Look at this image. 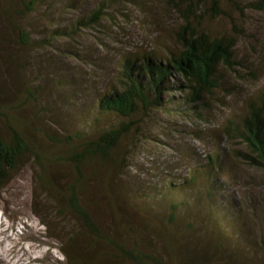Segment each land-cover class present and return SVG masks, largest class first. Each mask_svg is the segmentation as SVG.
Segmentation results:
<instances>
[{"label": "rangeland", "instance_id": "rangeland-1", "mask_svg": "<svg viewBox=\"0 0 264 264\" xmlns=\"http://www.w3.org/2000/svg\"><path fill=\"white\" fill-rule=\"evenodd\" d=\"M106 1L109 0H43L24 20L18 16L20 6L16 1L3 2L10 8L8 14L0 11V90L4 88L0 91V106L4 100L22 97L24 68L29 67V75L41 92L36 105L28 102L15 115L30 123V137L43 155L49 148L39 129L54 139L73 132L67 121L65 96L105 89L116 82L124 55L153 49L164 55L166 48H175L176 30L184 22L166 0H142L127 4L128 8H122L121 2L109 3L102 30L80 28L77 39L55 38L54 46L42 44L27 51L16 43L20 39L17 28L31 36L32 42L49 40L53 29L88 16ZM254 1L257 0H224V13L216 19L208 17L205 22L212 36L234 38L237 44L234 70L221 71L222 87L210 97V106L202 117L189 118L180 109L177 113L168 108L155 110L145 122L148 138L143 137L135 150L127 151L128 164L123 166L129 169L125 173L120 171L121 161L113 171L111 166L100 167L97 163L83 168L86 190L81 197L108 239L97 240L83 220L64 210L65 196L54 194L45 184L46 170L48 178L64 194L77 180L74 168L64 163H43L42 170L34 158L26 156L0 187V264H133L115 258L109 242L118 240L132 247L130 229L137 233L134 240H140L142 249L157 254L167 264H264V249L260 247H264V171L248 164L243 156L248 153L244 143L222 135L230 120L247 112L249 102L258 101L264 89V9H256L251 5ZM68 76L71 82L64 80L60 88L58 83ZM6 77L9 83L2 86ZM171 94L183 95L180 91ZM9 132L0 117V133ZM222 153L229 167L219 194L223 200L237 203L249 237L253 235L252 240L260 245L254 254L244 256L242 250L237 253L236 244L230 241L235 238L222 236L209 219L210 208L198 205L196 193L171 219L168 209L140 207L132 200L131 189L119 184L125 174L136 181L139 176L143 187L146 183H163L169 174L185 176L207 163L210 155L215 158V154ZM168 240H177L174 244L179 246V256L173 254ZM219 253L223 256H217Z\"/></svg>", "mask_w": 264, "mask_h": 264}, {"label": "trees", "instance_id": "trees-1", "mask_svg": "<svg viewBox=\"0 0 264 264\" xmlns=\"http://www.w3.org/2000/svg\"><path fill=\"white\" fill-rule=\"evenodd\" d=\"M4 1L6 0H0V11L8 14L10 5L4 6ZM13 1L20 6L18 16L24 20L35 13L43 0ZM112 1L101 2L100 7L92 9L88 16L76 19L69 26L53 29L49 40L32 42L31 36L17 28L20 39L16 43L27 51L42 44L44 47L54 46L55 38L78 37L77 30L80 28L89 30L101 27L102 30L104 19L108 18L105 6L109 3L118 5V2H121L122 8H128L127 4L142 3V0ZM223 1L166 0L184 22L183 26L176 30L175 48H166L164 55L155 49L141 54L124 55L116 82H112L105 89H91L65 96L63 100L67 104V121L72 125L73 132L63 138L54 139L44 129H39L38 132L42 133L45 140L43 143H47L45 146L49 148L44 155L37 149L39 145L36 141L30 137V123L15 115L20 107L28 102H31L32 106L36 105L41 92V87L34 85L35 81L29 75L30 68H24L26 80L22 83L24 87L22 97L4 100V104L0 106V117L4 118L10 131L9 134L0 133V187L9 180L26 156L34 158L42 170L45 166L43 163H46V166L48 163L72 166L78 177L64 190V194H61L48 178L46 170L45 184L52 188L54 194L65 196L64 210L75 213L83 220L97 240L108 239L94 221L85 200L81 197L86 190V177L82 170L88 163H97L100 167L109 165L112 171L118 169L120 161L122 166L128 164L127 151L135 150L143 137L148 138L145 133V122L155 110L168 108L177 113L180 109L181 113L189 118L202 117V113L210 106V97L222 87L221 71L234 70L236 64L234 48L237 41L227 36H212L205 28L208 17L216 19L224 13ZM234 5L238 6L237 3ZM251 5L256 9H264V0L254 1ZM69 76L58 83L60 88L61 85L64 86V80L71 82L72 78ZM6 83H9L7 77L4 78L2 86ZM0 91L3 92L4 88L2 87ZM174 91H180L183 95L171 94ZM222 135L230 141L239 139L244 143L248 153H243V156L248 164L264 171V89L258 101L249 102L247 112L230 120ZM227 160L223 153L215 154V158L210 155L207 163L191 169L185 176L169 174L167 181L146 183L148 186L143 184L145 185L143 187L140 185L139 176L136 181L132 179L134 176L125 174L127 176L122 178L119 184L123 188L127 186L131 189V198L139 203L140 207L148 205L149 210L168 209L171 219L177 217L181 209L187 206L190 201L187 198L196 193L198 205L210 208L209 219L215 222L222 236L235 238L230 241L231 244L232 242L236 244L235 248L239 250L237 253L241 254L243 251L244 256L254 254L260 245L256 240H252L253 235L252 238L249 237L250 231L246 229L237 203L223 200L219 194L225 186L222 177L227 176L229 167ZM127 169L129 167L123 166L120 171L125 173ZM125 191L128 192L126 189ZM143 209H146L145 206ZM130 231L133 233L131 234L133 240H130L134 242L132 247L128 248V245L118 240H109L115 250L113 252L115 258L130 260L133 264H167L157 254L142 249L139 245L140 240H134L137 233L134 229ZM168 242L173 254L179 256V246L174 244L177 240ZM260 247L261 250L264 249ZM219 255L223 256L222 253L217 256Z\"/></svg>", "mask_w": 264, "mask_h": 264}]
</instances>
